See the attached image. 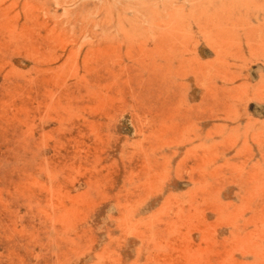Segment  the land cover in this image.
Returning <instances> with one entry per match:
<instances>
[{
	"label": "rangeland",
	"instance_id": "rangeland-1",
	"mask_svg": "<svg viewBox=\"0 0 264 264\" xmlns=\"http://www.w3.org/2000/svg\"><path fill=\"white\" fill-rule=\"evenodd\" d=\"M0 264H264V0H0Z\"/></svg>",
	"mask_w": 264,
	"mask_h": 264
}]
</instances>
